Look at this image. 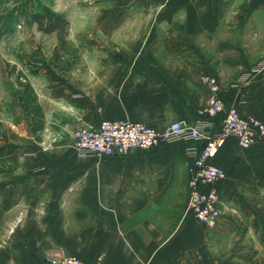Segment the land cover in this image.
I'll list each match as a JSON object with an SVG mask.
<instances>
[{"label":"crops","instance_id":"crops-1","mask_svg":"<svg viewBox=\"0 0 264 264\" xmlns=\"http://www.w3.org/2000/svg\"><path fill=\"white\" fill-rule=\"evenodd\" d=\"M90 10L94 59L56 83L26 75L44 116L38 141L19 100H0V148L15 163L0 173V264H48L56 251L85 264H264V143L243 150L232 137L210 160L225 178L208 227L186 211L188 143L79 158L71 138L102 120L192 125L211 95L205 77L225 105L264 122V74L240 82L264 56V0H90Z\"/></svg>","mask_w":264,"mask_h":264},{"label":"built area","instance_id":"built-area-1","mask_svg":"<svg viewBox=\"0 0 264 264\" xmlns=\"http://www.w3.org/2000/svg\"><path fill=\"white\" fill-rule=\"evenodd\" d=\"M261 74H264V56L240 77V82L244 85ZM202 80L208 84L211 95L204 104L202 118L192 125L173 122L156 130L138 122L102 120L94 127L74 130L71 138L79 158L125 156L130 151H145L160 144L188 143L185 148L189 160L186 211L197 222L214 227L221 217L217 186L225 178V171L212 165L210 160L232 137L243 150L264 143V122L242 115L236 103L225 105L218 94L217 80L209 77ZM46 259L48 264H85L77 257L58 251Z\"/></svg>","mask_w":264,"mask_h":264},{"label":"rangeland","instance_id":"rangeland-1","mask_svg":"<svg viewBox=\"0 0 264 264\" xmlns=\"http://www.w3.org/2000/svg\"><path fill=\"white\" fill-rule=\"evenodd\" d=\"M61 14L68 25L66 55H60L56 32H38L30 22L31 14L41 7ZM90 0H0V100L8 103L16 97L19 82H27L26 75L39 82L48 76L53 83L60 82V71L94 59ZM19 68V71L16 69ZM67 67V68H66ZM2 72V77H1ZM10 72V73H9ZM5 74V76L3 75ZM11 74V75H10ZM17 98V97H16Z\"/></svg>","mask_w":264,"mask_h":264},{"label":"trees","instance_id":"trees-1","mask_svg":"<svg viewBox=\"0 0 264 264\" xmlns=\"http://www.w3.org/2000/svg\"><path fill=\"white\" fill-rule=\"evenodd\" d=\"M30 22L37 26L38 32L45 34H51L56 32V38L58 40V48L63 50V54L60 55L58 50L55 51L54 60H61L66 53L64 52L67 46V40H65L68 30V25L66 20L58 15L57 13L51 11L49 8L43 6L39 11H34L31 14ZM65 54V55H64ZM67 68V67H66ZM10 73V72H9ZM11 75V74H10ZM21 78V74L17 73V85L19 90L17 91L16 97L23 109L24 114L29 118L31 123V133L35 140L40 139L42 133L43 124V113H41L40 106L38 104V99L31 85L28 82H19L18 79ZM13 158L11 156L3 154V149L0 148V173L10 172L14 170L15 163L11 165ZM8 164V165H6ZM10 164V165H9ZM7 166V167H6ZM6 167V168H5ZM257 229L259 231V238L262 243H264V220L257 222Z\"/></svg>","mask_w":264,"mask_h":264}]
</instances>
